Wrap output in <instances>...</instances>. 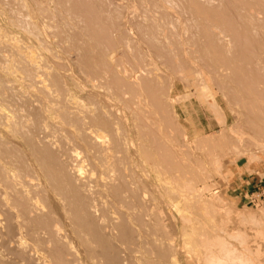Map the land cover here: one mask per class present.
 Masks as SVG:
<instances>
[{"label":"rangeland","instance_id":"rangeland-1","mask_svg":"<svg viewBox=\"0 0 264 264\" xmlns=\"http://www.w3.org/2000/svg\"><path fill=\"white\" fill-rule=\"evenodd\" d=\"M9 2L7 6L12 7L8 8L23 12L21 16L28 14L27 19L36 22L33 26L37 24L41 30L46 47L35 45L36 49L33 48L47 65L49 60L54 63L52 67L58 72L49 67L51 75L54 72L58 77L62 74L60 79L65 80L67 75V81L75 78L84 82L82 67L93 65L103 73L105 80L111 82L114 76L118 78L120 82L114 87L117 93L127 89L133 94L145 92L141 93L144 99L139 106L131 103L138 106V111L133 113L127 109L139 125L141 137L132 140L127 164V173L136 189L135 197L127 201V206L132 207L128 206V212L136 216L134 225L143 223L144 228L152 229L156 217L147 215L150 207L164 210L162 214L169 219L168 223L190 215L196 230L189 239V246L191 250H198V259L193 256L192 264H264V187L250 202L236 201L222 188L231 167L237 164L264 166V0ZM2 6L4 0H0V33L15 35L25 42V35L14 23L10 24V11ZM213 24L225 30L229 43L222 41L212 29ZM1 39L0 45L5 43L1 49L12 50L6 39L3 43ZM50 50L52 56L56 54L55 58L59 59L50 58ZM217 65H222L221 70ZM117 67L120 72L124 69L123 75L118 74ZM60 68L68 70L62 72ZM106 69L113 72L105 74ZM248 103L251 107L257 106L250 109ZM146 104L148 106H144ZM130 120L127 122L131 123ZM137 144L145 158L144 175L139 170ZM174 168H179L190 182L186 187L180 179L170 183L165 179ZM153 179L157 184L161 180V185H152ZM168 187L177 193L178 190L195 193L205 199L206 204L188 209L179 203L178 211L167 196ZM141 191L145 196L142 200ZM163 232L169 238L168 233ZM174 238L176 259L186 264L188 247L178 233ZM0 240V264H15L13 247ZM153 253L152 246L146 245L135 253V263L163 264ZM165 264H170L168 259Z\"/></svg>","mask_w":264,"mask_h":264},{"label":"bare ground","instance_id":"bare-ground-1","mask_svg":"<svg viewBox=\"0 0 264 264\" xmlns=\"http://www.w3.org/2000/svg\"><path fill=\"white\" fill-rule=\"evenodd\" d=\"M8 2L4 0L2 8L11 6H7ZM11 7L8 12L12 15H9L12 23L10 19L9 23H14L26 38L25 42H21L22 39H17L15 35L6 36V32H1L3 37H0L2 43L6 39L12 48L8 52V49H1L5 43L0 45V238L2 244L13 247L14 263L136 264L135 253L150 245L163 264L167 259L170 264H180L176 259L174 243L178 233L188 247L186 264H192L193 256L198 259V250H191L189 246V239L196 230L190 215L180 216L177 222L168 223L169 219L162 214L164 210L150 207L147 215H154L156 221L151 225L152 229H146L143 223L142 227L135 226L133 220L136 216L134 212H128L130 205L127 206V201L135 197L136 190L127 173L129 151L134 137L140 135L139 125L131 118V113L129 116L127 109L133 113L138 111L144 91L133 94L127 89L117 93L114 87L120 82L118 78L114 76L111 82L105 80L103 73L93 65L82 67L84 82L75 78H71L72 82L67 81L64 74L65 80L60 79L61 73L68 69L60 68V77L54 72L52 75L56 76H52L49 67L53 68L54 63L49 60L47 65L48 62L41 59L43 56L39 57L34 50L35 45L46 47L40 36L41 30L37 24L33 26L36 22L27 19L28 14L21 16L23 12ZM212 29L218 32L222 41L229 43L222 27L213 24ZM50 53L51 57H48L55 58L56 54L52 56L51 50ZM221 67L217 65L218 70ZM52 70L55 71L54 68ZM121 72L119 70L118 74ZM131 103H137V108ZM139 112L141 114L142 110ZM129 118L131 123L127 122ZM138 144L135 148L139 156V170L144 175L145 158ZM183 174L179 168H174L165 179L169 183L180 179L186 187L190 182ZM153 182L150 181L152 185L157 184L154 179ZM175 191L171 187L166 190L178 211L179 203L188 209L196 204H206V200L195 193ZM106 209H111V213H107ZM163 231L168 233L169 238L167 235L164 238Z\"/></svg>","mask_w":264,"mask_h":264},{"label":"crops","instance_id":"crops-1","mask_svg":"<svg viewBox=\"0 0 264 264\" xmlns=\"http://www.w3.org/2000/svg\"><path fill=\"white\" fill-rule=\"evenodd\" d=\"M222 188L227 195L239 202H250L264 187V166L237 164L230 168Z\"/></svg>","mask_w":264,"mask_h":264}]
</instances>
